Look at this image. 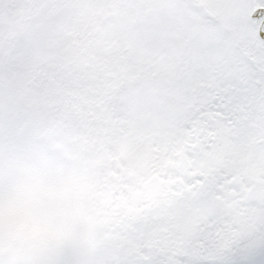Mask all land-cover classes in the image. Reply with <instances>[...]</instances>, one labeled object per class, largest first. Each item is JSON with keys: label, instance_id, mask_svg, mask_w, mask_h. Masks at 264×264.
Segmentation results:
<instances>
[{"label": "snow or ice", "instance_id": "1", "mask_svg": "<svg viewBox=\"0 0 264 264\" xmlns=\"http://www.w3.org/2000/svg\"><path fill=\"white\" fill-rule=\"evenodd\" d=\"M0 264H264V0H0Z\"/></svg>", "mask_w": 264, "mask_h": 264}]
</instances>
